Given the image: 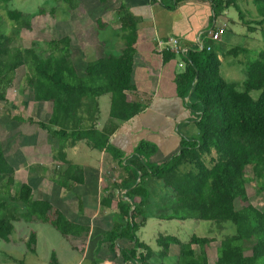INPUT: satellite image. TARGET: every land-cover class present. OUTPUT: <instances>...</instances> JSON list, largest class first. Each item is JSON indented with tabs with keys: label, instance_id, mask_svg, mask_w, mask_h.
Returning a JSON list of instances; mask_svg holds the SVG:
<instances>
[{
	"label": "trees",
	"instance_id": "obj_1",
	"mask_svg": "<svg viewBox=\"0 0 264 264\" xmlns=\"http://www.w3.org/2000/svg\"><path fill=\"white\" fill-rule=\"evenodd\" d=\"M10 1L0 0V8L14 28H29L34 14L9 8ZM61 1L74 15L77 0ZM210 2L216 18L233 6L248 31L264 24V0H252L257 17L249 19L244 18L237 0ZM93 21H88L90 27L74 26L77 47L72 46L69 33L45 39L44 47L37 40L30 47H20L12 45V36L0 32V85L4 89L0 100L8 101L6 88L14 82L17 68L26 67L25 97L49 103L50 117L46 122L20 115L12 118L35 124L56 141L53 160L65 164L59 169V182L78 168L68 162L65 149L80 140L93 149L108 151L120 164L125 159L109 144V132L94 125L99 96L110 95L109 115L118 121L130 119L141 109L127 93L135 88V18L128 13L122 16L123 46L117 53H105L99 32L106 24L102 18ZM210 45L209 50L203 47L181 55L184 64L175 74L178 96L188 97L196 137L182 138L180 151L159 164L148 160L156 149L153 144H138L124 162L128 174L119 184L127 191L125 199L116 198L112 226L99 240L98 245L106 244L107 250L101 259L112 263L118 259L114 264H264V206L258 207L250 200L253 194L264 192V44L256 51L235 46L222 53L214 43ZM220 53L235 57L243 53L245 78L241 86L220 75ZM162 56L168 61L177 55L166 49ZM252 91L259 92L256 98L251 96ZM14 174L0 138V239L10 240L13 222H42L56 229L71 249L83 255L90 227L69 220L46 196L34 198L32 187L24 182L17 184ZM248 183L254 187L252 190ZM61 184L70 187L68 179ZM111 196H103L102 203L110 204ZM149 217L202 219L217 225L231 222L235 231L220 240L212 262L207 249L211 237L192 234L182 242L175 235L160 234L155 240L158 250H154L137 236ZM24 242L30 252H36L34 230ZM50 264H60L54 252Z\"/></svg>",
	"mask_w": 264,
	"mask_h": 264
},
{
	"label": "crops",
	"instance_id": "obj_2",
	"mask_svg": "<svg viewBox=\"0 0 264 264\" xmlns=\"http://www.w3.org/2000/svg\"><path fill=\"white\" fill-rule=\"evenodd\" d=\"M80 1L87 11L91 8L100 11V14L98 12L94 18L95 20L102 18L106 24L99 32L100 45H104L105 53H117L123 46L120 36L122 16L128 13L136 20L137 40L134 47L137 51V65L133 74L135 88L127 93L131 101L141 105V109L126 121L112 119L109 115L110 95L104 94L98 97L99 111L94 121L98 130L109 132V144L118 149L125 159L120 164L108 151L94 149L92 153L93 148L85 140H80L65 149L69 163L72 162L71 164L80 168V171H76L73 175L62 177L70 182V187L66 188L61 184L64 179L61 178L59 182L60 175L57 179L53 176L49 177V183L46 182L45 174L49 162L45 164V161L52 160L59 168H63L65 164L53 160L52 150H56L57 143L45 130L37 128L35 124L17 121L12 118L16 116L14 115L9 117L15 120L10 124L9 131H5L0 125V138L4 143L5 155L14 167L15 176L24 174L27 177L23 182L32 187L33 197L46 196L69 220L89 226L90 235L98 229L96 233L101 239L103 233L112 226L117 210L116 198L125 199L127 189L119 183L128 174L124 169V162L135 153L138 144L141 142L153 144L156 149L148 160L159 164L180 151L182 138L191 139L197 135L194 116L187 106L188 97L182 99L178 96L175 83V74L182 69L178 66L180 58L176 56L174 59L164 61L163 50L158 41L175 37L183 47L198 51L201 50V45L210 44L209 32L216 26L225 24V32L218 41L214 42V46L222 53L226 50L228 42L227 32L251 37L258 28L248 31L247 35L234 32L233 28L240 29L243 24L229 17V8L216 18L210 0ZM255 13H257L256 9ZM110 19L114 20L113 26ZM64 33L71 35L72 46H79L73 31ZM107 44L113 47L107 48ZM221 53L219 58L222 63L226 57ZM226 64L230 67L237 64L242 70L244 69V65L238 61L235 63L234 60H230ZM21 102L28 103V107H31L29 117L43 122L49 119L51 112L49 103L32 101L26 97ZM18 115L27 118L22 114ZM84 150V154L94 156V161L83 162L84 159L78 154ZM44 152H48L51 157L49 159L45 157ZM36 160L38 162L35 164ZM28 177H31L33 182L29 181ZM75 178L77 181L72 182ZM139 178L140 174L137 181ZM106 195H112L108 205L102 203L103 196ZM81 197L84 201H81ZM77 201H80V204H76ZM150 218L157 221L165 220L157 217L148 219ZM140 229L137 231V236Z\"/></svg>",
	"mask_w": 264,
	"mask_h": 264
},
{
	"label": "rangeland",
	"instance_id": "obj_3",
	"mask_svg": "<svg viewBox=\"0 0 264 264\" xmlns=\"http://www.w3.org/2000/svg\"><path fill=\"white\" fill-rule=\"evenodd\" d=\"M76 2L78 3V6L74 9V15H72L71 10H68L67 5L61 0H11L8 3L9 8L20 10L25 14L34 15L31 19H29V28L23 27L16 29L5 15L4 10L0 8V32H4L7 35L12 36V45L30 47L33 44L32 41L37 40L42 42V46L44 47L45 39L62 36V32L64 33L66 31L74 32V30H76L74 26L77 24L80 26L79 29H82L84 26H92V23L94 22L93 20H95L94 16L98 12L100 14V11L98 9L94 10V8L87 11L84 4L80 0H77ZM237 4L241 11H243L245 19L255 17V15L257 17V13H255L254 8L255 5H253L252 0H237ZM42 8L44 13L39 14ZM52 8H54L53 14L51 13ZM228 8L229 17H232L234 20H239L240 23H242L236 8L233 6ZM71 16H73V18H70ZM88 21L92 23H89ZM110 21L113 26L114 20L110 19ZM241 26V30L239 27L236 30L233 28L234 32L237 31L238 33L241 32L246 35L249 34L250 31L248 32L246 26ZM257 28L258 30L252 33L253 36L251 37H243L239 34L237 35L227 32L226 37L228 42L226 49L235 46H245L248 49H253L254 51L259 50L264 44V24L262 26H257ZM110 47H113V45L107 44V48ZM242 54L243 53L238 54L237 57L225 55L224 57L226 58L221 63L220 67V75L226 81L238 83L240 86L245 78V70H242V67H238L237 64L234 67H230V65H227L226 62L234 60L235 63L237 61L240 63L245 59ZM26 74V67L17 68L15 71L14 82L5 90V96H8H6L8 101L6 102L0 100V125L3 129H5V131H9L10 124L15 121L12 118L9 119L10 116L22 114L29 117L31 114V107H28V103L21 102V100L25 99L26 96ZM3 90L4 89H2L0 85V92ZM258 93V91H252L251 96L256 98ZM7 136L9 137L8 133ZM84 152L85 150L78 154L79 157L84 159L83 162L94 161V156L84 154ZM47 153L48 152H44L45 157L49 159L51 156ZM92 153H94V149ZM37 162L38 160L35 161V164ZM45 164H48L45 175L47 176L46 182L49 183V177L53 176L54 179L59 177L60 168L52 160L45 161ZM74 171H80V168L78 167ZM29 175L33 176L31 173H29ZM26 179L27 177L24 174L15 176L17 184L26 181ZM28 180L33 182L31 177H28ZM247 187L250 190L254 188L251 183H248ZM250 200L258 207L264 206V192L253 194L250 197ZM81 201H84L83 197H81ZM78 203L80 204V201L76 202V204ZM13 223L14 230L10 235V240L8 242H4L0 239V264H20V262L25 264H50L52 252L55 253L60 264H114L115 262H118V259L117 261L114 259V263L101 259L105 256V252L107 250L105 248L106 244H102L101 246L98 245L100 240L99 234L96 233L98 229H95L90 235L85 246L84 254L82 255L80 252L71 249L68 241H66L51 225L42 222L30 223L24 220ZM31 230L36 232L35 253L30 252L24 242V239L29 236ZM233 231H235V226L231 222H224L221 225H217L216 222L202 219L189 218L185 220L171 219L157 221L156 219L150 218L147 220L146 225L141 227L138 233V238L145 241L148 245L154 248V250H158L155 240L160 234L175 235L182 242H187L192 234L201 237H211L213 238V241L209 243L207 249L209 250V257L212 261L216 258L215 247L218 246L220 240L225 235L231 234Z\"/></svg>",
	"mask_w": 264,
	"mask_h": 264
},
{
	"label": "built area",
	"instance_id": "obj_4",
	"mask_svg": "<svg viewBox=\"0 0 264 264\" xmlns=\"http://www.w3.org/2000/svg\"><path fill=\"white\" fill-rule=\"evenodd\" d=\"M226 28H225V24L224 25H220V26H216L215 28H213L210 32H209V39L211 43H214L216 41H218L220 39V37L222 36V34L225 32ZM158 44L161 48V50H166V49H171L173 50L176 55L178 57H181V55H184L187 51H189L188 48L183 47L180 44V41L178 38L175 37H171L169 38V40H165V41H158ZM205 47L207 50H209L211 48V45H201V49ZM184 64L183 60L180 59V61L178 62V66L182 67Z\"/></svg>",
	"mask_w": 264,
	"mask_h": 264
}]
</instances>
